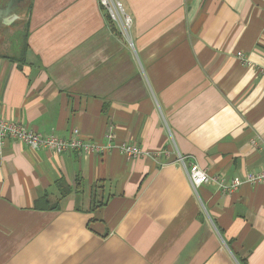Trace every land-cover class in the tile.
Here are the masks:
<instances>
[{
	"label": "crops",
	"instance_id": "obj_1",
	"mask_svg": "<svg viewBox=\"0 0 264 264\" xmlns=\"http://www.w3.org/2000/svg\"><path fill=\"white\" fill-rule=\"evenodd\" d=\"M120 1L128 36L100 0H27L2 17L29 48L0 51V116L152 155L7 139L0 264H264V182L195 193L177 160L227 181L264 169V0Z\"/></svg>",
	"mask_w": 264,
	"mask_h": 264
},
{
	"label": "built area",
	"instance_id": "obj_2",
	"mask_svg": "<svg viewBox=\"0 0 264 264\" xmlns=\"http://www.w3.org/2000/svg\"><path fill=\"white\" fill-rule=\"evenodd\" d=\"M100 3L107 10L110 19L119 25L121 32L128 36L133 25V18L125 10L122 2L120 0H100ZM238 56L243 60L241 52L238 53ZM262 72H264V68H262ZM9 138L19 141L32 149L43 148L53 150L58 154L72 150L102 154L117 149L128 158L152 155V152L142 149L137 144L117 142L112 132L106 135L104 142L83 139L80 136L79 129H74L69 137H59L54 134L45 135L27 125L10 121L0 116V153ZM163 153L168 154L166 150H161L158 154ZM177 160L185 170L195 193H198L201 185L212 182L218 184L225 191H235L243 183L258 184L264 182V169L251 171L244 177L236 176L227 181L223 175L209 174L206 169L202 168L195 160H192L190 156H185L178 152Z\"/></svg>",
	"mask_w": 264,
	"mask_h": 264
},
{
	"label": "rangeland",
	"instance_id": "obj_3",
	"mask_svg": "<svg viewBox=\"0 0 264 264\" xmlns=\"http://www.w3.org/2000/svg\"><path fill=\"white\" fill-rule=\"evenodd\" d=\"M27 4H25L26 6ZM9 28L2 27V33L5 39L8 40L10 46L7 48L0 47V51L7 52L8 54L17 55L21 54V48L24 46L25 43V31L16 30L14 34L10 33Z\"/></svg>",
	"mask_w": 264,
	"mask_h": 264
},
{
	"label": "flooded vegetation",
	"instance_id": "obj_4",
	"mask_svg": "<svg viewBox=\"0 0 264 264\" xmlns=\"http://www.w3.org/2000/svg\"><path fill=\"white\" fill-rule=\"evenodd\" d=\"M27 0H0V34L2 33V17L4 14L7 16H15L17 12H23L26 8Z\"/></svg>",
	"mask_w": 264,
	"mask_h": 264
},
{
	"label": "trees",
	"instance_id": "obj_5",
	"mask_svg": "<svg viewBox=\"0 0 264 264\" xmlns=\"http://www.w3.org/2000/svg\"><path fill=\"white\" fill-rule=\"evenodd\" d=\"M32 1V0H30ZM26 29L28 28V24L26 23ZM28 36H29V33L28 31H25V43H24V46H22V59L25 60V57H26V53H27V50L29 48V42H28ZM2 55H0L1 57ZM65 182L64 181H59L58 182V186L61 187V191H62V195H66L67 193L70 192V188L69 187H65Z\"/></svg>",
	"mask_w": 264,
	"mask_h": 264
}]
</instances>
